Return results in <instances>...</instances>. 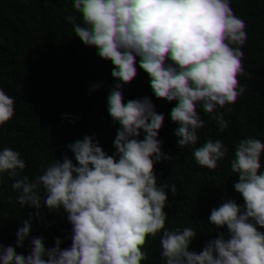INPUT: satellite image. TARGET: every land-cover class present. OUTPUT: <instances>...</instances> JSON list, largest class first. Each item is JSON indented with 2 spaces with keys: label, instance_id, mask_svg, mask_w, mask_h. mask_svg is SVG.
I'll use <instances>...</instances> for the list:
<instances>
[{
  "label": "trees",
  "instance_id": "trees-1",
  "mask_svg": "<svg viewBox=\"0 0 264 264\" xmlns=\"http://www.w3.org/2000/svg\"><path fill=\"white\" fill-rule=\"evenodd\" d=\"M0 264H264V0H0Z\"/></svg>",
  "mask_w": 264,
  "mask_h": 264
}]
</instances>
